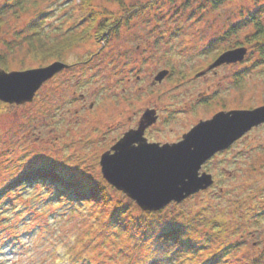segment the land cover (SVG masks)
<instances>
[{
    "label": "rangeland",
    "instance_id": "rangeland-1",
    "mask_svg": "<svg viewBox=\"0 0 264 264\" xmlns=\"http://www.w3.org/2000/svg\"><path fill=\"white\" fill-rule=\"evenodd\" d=\"M263 4L90 0L86 11L117 21L106 40H99L93 29L87 40L67 47L55 42L69 40L88 25L78 15L82 0H0V56L9 71L0 69L74 64L46 82L32 102L0 101V186L33 159L63 173L93 170L103 177L101 155L138 126L148 109H155L157 121L145 136L164 144L180 141L198 122L222 110L263 106L264 60L259 47L247 40L255 33L256 20L231 31ZM259 19L264 26V17ZM38 45L46 51L57 46L60 57L39 55L34 50ZM239 48H246L243 60L213 67L222 53ZM162 70L168 75L155 81ZM202 171L212 174L211 187L159 213L181 222L195 216L187 222L194 223V235L206 244L199 252L204 259L232 241L237 246L227 249L220 264H264V124L215 155ZM111 195L134 203L136 214L144 212L123 192L115 189ZM47 196L38 184L6 195L10 201L0 216V264L127 261L118 240L112 242V229H98L90 206L46 201ZM213 220L221 223L213 227ZM148 253L138 250L139 264ZM133 256L132 264H138Z\"/></svg>",
    "mask_w": 264,
    "mask_h": 264
},
{
    "label": "water",
    "instance_id": "water-1",
    "mask_svg": "<svg viewBox=\"0 0 264 264\" xmlns=\"http://www.w3.org/2000/svg\"><path fill=\"white\" fill-rule=\"evenodd\" d=\"M246 48L222 53L213 67L243 60ZM56 61L46 67L7 72L12 83L27 88H6L0 101L21 105L32 102L40 88L57 73L68 68ZM162 70L155 81L168 75ZM38 85V86H37ZM155 109L147 110L137 128L130 129L100 157L103 178L123 192L144 212L159 211L169 204L181 203L188 197L214 184L212 174L202 171L203 165L215 154L228 149L254 127L264 124V105L255 109L220 111L211 119L200 121L180 141L174 143L149 142L145 130L156 123Z\"/></svg>",
    "mask_w": 264,
    "mask_h": 264
},
{
    "label": "trees",
    "instance_id": "trees-1",
    "mask_svg": "<svg viewBox=\"0 0 264 264\" xmlns=\"http://www.w3.org/2000/svg\"><path fill=\"white\" fill-rule=\"evenodd\" d=\"M224 1L211 0L214 6H219ZM86 4L89 5L90 0H82V5L80 6L81 12H78L82 20L88 21L86 28L81 33L70 35L69 40L62 42L55 40V44H63L67 47L75 45L80 41L87 40L91 36L90 31L93 29L96 30L95 36L99 40L103 38V40L107 39L117 19L100 18V13L93 10L86 11L88 9L85 7ZM111 15L113 16V14ZM260 17H264V4L255 13L251 12L244 19L243 23L232 27L231 31L235 33L246 22H254L256 20L254 22L255 33L247 40L250 41L249 43L256 44L259 47V57L261 60H264V26L259 22ZM99 18L101 20H98ZM33 24H36V22L31 24L32 27ZM32 27L30 26V29ZM214 44L212 43L210 47H214ZM40 47L39 45L34 46V50L39 55H48L53 52V56L60 57V51L57 46L49 47L47 51L42 50ZM1 58L0 65L6 69V60L3 57ZM27 165L28 167L20 170L17 176L9 177L0 186V216L3 213V207L9 206L10 200L6 198V195L38 184L48 194L45 198L46 201H60L64 205H73V207L74 205L75 207L90 206L92 213L95 212L97 217L98 229H101V232L105 231L106 228L104 227L106 226L112 229L111 233L114 235L113 238L111 237L112 242L114 243V240H118L116 243H118L119 253L127 259L124 264H132L135 258L133 255L137 256L139 264L141 256L137 255V253L141 248L149 251V256L143 259L144 264H220L227 249L231 250L233 246H237L234 245L235 242L231 243L232 241H227L223 248L218 249V252L204 259L200 256L201 253L199 252L203 249V245L205 246L206 244L202 242L203 238H197V235H194L195 230H197L194 223L191 221L187 222V219H195V216L187 217V219L184 218L186 220L181 222L175 217L170 218L169 216L161 215L159 213L160 210L158 212L146 211L136 214V205L125 202L122 200L123 198H114L111 195V190H115V188L109 185L101 175L97 176L93 170L83 171L73 169L72 171L63 173L59 171L57 166L38 162L34 159ZM0 221H3V219L0 218ZM216 221H212L214 223H211L213 227L221 223H216ZM206 223L208 224V222ZM125 239H127L126 241H131L132 245L130 244V249L126 246L128 242L125 243ZM77 255H74L75 258H73L75 263L79 259Z\"/></svg>",
    "mask_w": 264,
    "mask_h": 264
},
{
    "label": "snow or ice",
    "instance_id": "snow-or-ice-1",
    "mask_svg": "<svg viewBox=\"0 0 264 264\" xmlns=\"http://www.w3.org/2000/svg\"><path fill=\"white\" fill-rule=\"evenodd\" d=\"M13 80H14L13 77H5L3 75H0V94H3L6 88H27L29 87L28 85L22 84V83H12Z\"/></svg>",
    "mask_w": 264,
    "mask_h": 264
},
{
    "label": "flooded vegetation",
    "instance_id": "flooded-vegetation-1",
    "mask_svg": "<svg viewBox=\"0 0 264 264\" xmlns=\"http://www.w3.org/2000/svg\"><path fill=\"white\" fill-rule=\"evenodd\" d=\"M229 64H230V63H229ZM73 66H74V64H69V67H68V68L63 69L62 71H60L59 73H57L53 78H55L57 75H60L61 73L65 72V71L70 70ZM53 78H51L50 80H52ZM50 80H48V81H50ZM48 81H47V82H48ZM148 110H150V109H148ZM146 111H147V110H146ZM146 111H145V112H146ZM222 111H224V110H222ZM229 111H230V110H229ZM145 112H144V113H145ZM142 116H143V115H142ZM141 118H142V117H141ZM140 120H141V119H140ZM139 122H140V121H139ZM138 125H139V124H138ZM153 125H154V124H153ZM153 125H151V126H153ZM151 126H149V127L145 130V133L147 132V130H148ZM137 127H138V126H136L135 128H137ZM131 129H134V128H131ZM144 135H145V134H144ZM145 137H146V136H145ZM146 138H147V137H146ZM147 140H148V138H147ZM148 141H149V140H148ZM149 142H150V141H149ZM232 145H233V144H232ZM232 145H231V146H232ZM231 146H230V147H231ZM111 147H112V146H111ZM111 147H110V148H111ZM230 147H229V148H230ZM229 148H228V149H229ZM225 150H227V149H225ZM225 150H223V151H225ZM223 151H221V152H223ZM218 153H220V152H218ZM218 153H217V154H218ZM217 154H215V155H217ZM215 155H214V156H215ZM214 156H213V157H214ZM213 157H212V158H213ZM212 158H211V159H212ZM211 159H210V160H211ZM207 162H208V161H207Z\"/></svg>",
    "mask_w": 264,
    "mask_h": 264
}]
</instances>
